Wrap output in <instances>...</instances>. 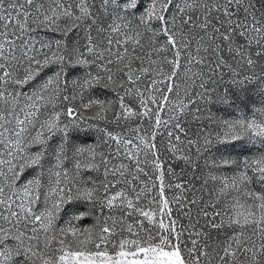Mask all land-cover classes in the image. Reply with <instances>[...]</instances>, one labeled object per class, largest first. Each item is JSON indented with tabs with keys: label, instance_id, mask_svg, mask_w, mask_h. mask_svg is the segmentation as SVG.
Masks as SVG:
<instances>
[{
	"label": "snow or ice",
	"instance_id": "snow-or-ice-1",
	"mask_svg": "<svg viewBox=\"0 0 264 264\" xmlns=\"http://www.w3.org/2000/svg\"><path fill=\"white\" fill-rule=\"evenodd\" d=\"M0 264H264V0H0Z\"/></svg>",
	"mask_w": 264,
	"mask_h": 264
}]
</instances>
